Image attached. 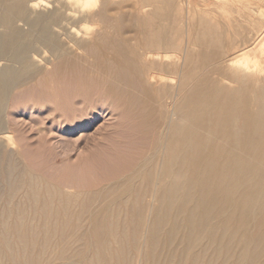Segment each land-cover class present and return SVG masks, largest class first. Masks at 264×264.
I'll return each mask as SVG.
<instances>
[{
    "label": "bare ground",
    "instance_id": "1",
    "mask_svg": "<svg viewBox=\"0 0 264 264\" xmlns=\"http://www.w3.org/2000/svg\"><path fill=\"white\" fill-rule=\"evenodd\" d=\"M47 1L0 0V264H264V0H128L126 24L114 0L32 15ZM91 48V82L131 76L141 92L145 139L117 175L67 189L23 164L5 100L42 75L83 103ZM110 84L103 110L117 123L85 143H126L127 89ZM77 104L67 133L86 126Z\"/></svg>",
    "mask_w": 264,
    "mask_h": 264
},
{
    "label": "rangeland",
    "instance_id": "2",
    "mask_svg": "<svg viewBox=\"0 0 264 264\" xmlns=\"http://www.w3.org/2000/svg\"><path fill=\"white\" fill-rule=\"evenodd\" d=\"M127 1L128 0H118V1L114 0L113 1L114 2L113 4L116 7L119 6V4H122V6L120 5L121 9H115V11L116 10H121V11H116L117 13L113 12L112 15L114 16V14H115V16L119 17L122 20L121 22H123V23H124V19H125V24L128 23L129 16L133 12V10L131 9V6H129L130 2H127ZM196 1L202 2V0H196ZM47 2L49 3V4L47 3L48 7L36 8L35 10L32 11V15H35L38 12H44V13H50L51 11L53 12L55 9H57L60 6V3H61L60 0H48ZM102 2H103V0H101V1L100 0H93L91 2V5L93 4L92 7L95 8V11H99L102 7ZM117 3H119V4H117ZM126 6H128V7H126ZM112 11H113V9H112ZM110 13H112V12L110 11ZM0 14H1V11H0ZM19 24H20L21 28H23L24 30L29 29V27H27V24L25 22L20 21ZM123 26H124V24H123ZM1 29L2 28L0 27V30ZM93 29H95V27ZM125 34H127V33H125ZM35 35L37 36L38 33ZM39 48L40 49H37V50H40V53H39V51H37L39 53L38 54L39 57L40 56H42V57L46 56L48 58L52 57L51 55H53L52 54L53 51L49 47H48L49 49H47V47H45L46 49L44 47L42 48V46ZM98 52H99V50L97 48H91L90 50H88L87 52L84 53L87 55V59H86L87 65L83 62L84 63L83 65H86V66H84V69L86 71L83 70V72L86 73L88 71L87 67L89 68V70H92V72L88 71L90 73V75L88 72L86 73V75L82 72V75H85V77H84L85 79L90 76L89 79L88 78L86 79V80H88L89 85H88V83H87L88 87L85 85L86 87H84V90H83L84 93L81 94V96L84 98V100H83V98L81 97L82 98L81 100L83 101V103L85 102L87 105L83 104V103L77 104V99L75 101V98H74L77 91H75V94H74L71 90L73 86L69 90L67 88V86L66 87L64 86V84H63L64 82L62 83V81H61V83H62L61 84L60 80H62V78L55 79L56 80V82L54 80L55 84L53 81H51L52 83L48 81L47 84H49V85H47L46 83H45L46 84L45 85L44 81H46V80L42 81V78L44 77L42 75H40L39 81L36 79V81H30V82H27V84L19 85L20 87L17 86L16 88H13L11 90V93L9 92L10 95L8 94V96H7L8 99L6 98V100H5L4 119H5V122L7 121L6 122L7 127L11 128V129L13 128L11 130V132H12L11 134L15 138L16 147L20 153L21 160H22L23 164L26 167H28L29 169L33 168L32 170H34L40 174H44L46 176H49V178H52V179L56 178L55 182L58 184L62 183L60 185L63 187L65 186V188L67 187V189L68 188L69 189L74 188V187L76 189H78V186H80L79 189L84 188V187L88 186L90 183H96L99 180L101 181L103 178L104 179L109 178L113 174L117 175L123 169H126L125 167L128 166V165H126V163L128 164V159L132 158V154H134L136 151H138V149H140L142 147L140 144L141 140L144 138L143 133H142L141 128H140L142 120L141 119L139 120L140 117L138 116L139 115L138 112H136V113L134 112L136 108L138 109L137 105H139L140 98H141V94H139V93H141V92L136 88L135 84H133V83L130 84V82L132 81L131 76H129L130 81L128 82V84H124L123 81L119 82L120 79L117 77H114V78L112 77L113 79L111 77L110 78L106 77V80L108 79V81L106 82L103 80L102 81V82H104L103 85H100V84H102V82H99V86L97 84H96L97 85L96 86L94 81L91 82V80H92L91 78H93L91 75H93V72L95 71V68H96L94 66V62L96 60V55H98ZM42 57H40V58H42ZM55 61H57V62H55ZM0 62H1V66L9 64L8 62H6L4 60H2ZM58 64L60 65V60L52 61L53 67H51L50 69L51 70L55 69L56 66L57 67L59 66ZM108 64L110 67L111 64L108 62L107 66H108ZM111 67H113V66H111ZM120 74L123 75L124 79H129L128 75L126 76V74L124 72L121 71ZM43 79H45V78H43ZM57 80L59 81V83L62 87L64 86L63 89H62V87L59 88L60 86H59V83H57ZM90 83H92V84H90ZM50 84H52L51 85L52 87L54 85L57 86V84H58L56 89H55V86L53 87L55 89V91H53V93L51 91L53 89L50 87ZM107 84L108 85L109 84L114 85L116 90L118 89L117 92L122 91V89H125V88L127 89V93H126L127 95L125 94L126 95L125 97L127 100L128 99L130 100L129 97L132 96V98H131L132 103L128 100V103L125 105L126 110L124 108L119 107L120 105L117 106L118 103L121 104L120 102H118L116 104L114 103L115 105H113V107L116 106V108L115 107L114 108L118 109V112H120V113H122L123 112L122 109H124L125 114L127 113L126 115L123 114L124 112L122 113L124 120H127V117L129 118V114L131 115V112H132V115L134 117L133 116L130 117L131 120L133 117V120L131 121L132 123L128 119V121H129L128 123L129 124L131 123L130 126H131L132 130L129 127L130 132H127L129 134L127 135V133H124L123 135L126 134L127 136L125 135V137L123 136L121 139V140H123L124 138H126L125 140H123L124 142H126L125 144L120 145V143L121 144L123 143L121 141L120 143L117 142L118 144L114 143L111 147H107V146H105V147L100 146L99 147V145L95 146V144H93V142H91L90 144L88 142H90V139L92 140V139L98 137V135L101 132H103V130L105 128L107 129V127H110V126L113 127L114 123H117L116 122L117 121L116 116L114 119H111L110 115L106 116L108 111L103 110V108L108 107L107 105H109V102H110V101H108L109 98L106 99V97H105L106 94L103 93L104 89H105V87L103 89V86L104 85L108 86ZM46 86L51 88V89L49 90V88H47ZM120 86H121V88H120ZM117 87H119V88H117ZM57 89H58V93H57ZM64 89H65V91H63ZM67 89H68V91H67ZM75 89L76 88H74L73 90H75ZM106 89H107V87H106ZM70 91H71V94L74 95V97L71 96L70 93H68ZM136 92H138V93L136 94ZM128 93H130L131 96H130V94L128 95ZM68 94H70L72 99L70 96H67ZM117 95H120V94L118 93ZM121 97H122V95H121ZM76 98H77V95H76ZM133 99H135V100L133 101ZM69 102H70V104H69ZM116 102H117V100H116ZM66 103L70 106V110L72 108L76 107L74 104H77L78 105L77 109H82L83 112L86 111L87 116H85V112H84V115L82 116L83 119L81 120L82 126L86 125L85 127L76 129L72 133H67L65 131V127L62 125V124H64V123H62V119H63L62 117H63V114H65L69 108V106ZM128 104L129 105L131 104V105L128 107ZM65 105H66V107H65ZM82 105L83 106L86 105L87 107L86 106L83 107ZM89 105H91L92 108ZM73 106H75V107H73ZM79 106H82L85 109H83L82 107L79 108ZM87 108H88V110H86ZM64 109H66L65 110L66 112H64ZM128 110H131V111H129L130 113L127 112ZM72 111L71 112L73 114L75 111H74V109ZM133 113H135V114H133ZM112 118H113V116H112ZM134 119H137V120H134ZM137 122L140 123L139 127H138ZM132 124L135 126L137 125V127H135V126L132 127ZM77 141L80 144L79 145L76 144L77 146H74V143ZM86 141H88L87 142L88 144L85 143ZM71 143H73V144H71ZM67 145L68 146L72 145V147H73L72 148L73 150L70 148L71 151H69V153H67L68 152L67 148H69L71 146L68 147ZM118 147H121V148H118ZM74 148H75V150H74ZM65 151H67V152H65ZM72 151L76 152V153H73ZM66 153H67V156H66ZM115 153H118V154L115 155ZM124 165H126V166H124ZM56 172H57V174H55ZM54 179H53V181H54ZM70 183H71V185H70Z\"/></svg>",
    "mask_w": 264,
    "mask_h": 264
}]
</instances>
